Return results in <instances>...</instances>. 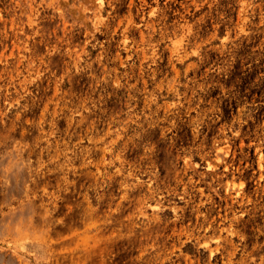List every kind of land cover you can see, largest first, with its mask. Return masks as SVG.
I'll return each mask as SVG.
<instances>
[{
    "label": "rangeland",
    "instance_id": "374dc122",
    "mask_svg": "<svg viewBox=\"0 0 264 264\" xmlns=\"http://www.w3.org/2000/svg\"><path fill=\"white\" fill-rule=\"evenodd\" d=\"M0 264H264V0H0Z\"/></svg>",
    "mask_w": 264,
    "mask_h": 264
},
{
    "label": "snow or ice",
    "instance_id": "6c2138e0",
    "mask_svg": "<svg viewBox=\"0 0 264 264\" xmlns=\"http://www.w3.org/2000/svg\"><path fill=\"white\" fill-rule=\"evenodd\" d=\"M97 2H98V3H102V2H103V0H97ZM204 247H206V245H205Z\"/></svg>",
    "mask_w": 264,
    "mask_h": 264
}]
</instances>
